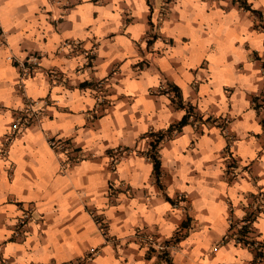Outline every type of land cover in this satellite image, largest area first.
Masks as SVG:
<instances>
[{"label":"crops","instance_id":"crops-1","mask_svg":"<svg viewBox=\"0 0 264 264\" xmlns=\"http://www.w3.org/2000/svg\"><path fill=\"white\" fill-rule=\"evenodd\" d=\"M243 1L0 0V264H252L249 238L264 264V0ZM28 98L42 106L11 131ZM49 138L83 156L62 166Z\"/></svg>","mask_w":264,"mask_h":264},{"label":"built area","instance_id":"built-area-1","mask_svg":"<svg viewBox=\"0 0 264 264\" xmlns=\"http://www.w3.org/2000/svg\"><path fill=\"white\" fill-rule=\"evenodd\" d=\"M261 25H262V28H264V15H263V18L261 19ZM0 40L2 42L5 41V35H4L3 29L1 27V23H0ZM59 46L62 48L67 47L72 52H77V53L82 54V56L85 58L84 62H86L88 59L87 55H86L88 53V51H86V49L83 48V44L77 38L63 39L59 42ZM5 57L8 60H12V57L10 54H7ZM14 64L17 67L19 76L21 78V77H24L26 75H29L31 73V71L35 67L38 66L39 57L35 53H28L22 59H15ZM260 69H261V71H264L263 66H261ZM45 72H47V71L44 70V73ZM55 75H56L55 72L52 71V76H55ZM102 85H103L102 81L97 80L92 84V86L89 87L90 90L94 94L95 105L98 108L100 106L105 105L107 102L106 96L102 92ZM39 102H40L39 99H34V98H28L27 100L24 101L21 108L18 109L16 111V113L14 114V117H13L11 125H10L11 131L22 129L23 127L26 126V124L29 122V120L31 118L35 117L39 108L42 106V104L40 105ZM256 102L258 105H264V95L263 94L258 95ZM231 141H232V138L229 137L227 147L222 149V151H221V155L224 158H228V159L232 158L231 157V149L229 146ZM47 142H48V145L50 146L51 149L58 150V151L63 153L64 156H63L62 160H60V163L62 166H65L70 160H77L81 156H83V154H76L75 152H72L71 147L64 140H60L57 138H49L47 140ZM230 174H231V171H230ZM180 196H182V194L178 193L177 197L180 198ZM32 210H33V205H31L30 203H27L22 207L20 214L15 218L14 225L12 227L13 228V230H12L13 236L17 237L20 234H22L23 232H25L26 225H27L28 221L30 220V214H31ZM98 228H99L101 233L105 234L106 226L104 225V223L100 222L99 220H98ZM237 239H239V238L237 237ZM141 241L142 242L148 241L149 243H155V241L153 240L152 237H148L145 234L141 235ZM244 244L246 246L251 247L254 250L253 251L254 257H253L252 264H262V256L260 254V242L258 241V239H255V238L250 239L249 238V239H247V241ZM156 246L159 248H162L164 245L161 243H158ZM91 250L92 249H90V251ZM84 257H85V255H82L78 258L71 259L64 264H83Z\"/></svg>","mask_w":264,"mask_h":264},{"label":"trees","instance_id":"trees-1","mask_svg":"<svg viewBox=\"0 0 264 264\" xmlns=\"http://www.w3.org/2000/svg\"><path fill=\"white\" fill-rule=\"evenodd\" d=\"M238 2L243 7L248 6L247 4L244 3L243 0H238ZM261 66L264 67V60L262 61ZM255 106H257L256 103H255ZM186 117H187V113H184V115L180 118V120H178L176 123H174L172 125H169L167 130H171V128H173V127H179L180 125H182L186 121ZM160 138H161V134L154 135L153 139L150 141L149 148L146 152L148 158H150V160L152 161V171H153V174H154L156 180H157L158 174H159V159L157 156L156 144Z\"/></svg>","mask_w":264,"mask_h":264},{"label":"rangeland","instance_id":"rangeland-1","mask_svg":"<svg viewBox=\"0 0 264 264\" xmlns=\"http://www.w3.org/2000/svg\"><path fill=\"white\" fill-rule=\"evenodd\" d=\"M66 262H67V261H66ZM66 262H64V263H66ZM64 263H63V264H64Z\"/></svg>","mask_w":264,"mask_h":264}]
</instances>
